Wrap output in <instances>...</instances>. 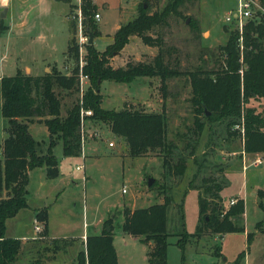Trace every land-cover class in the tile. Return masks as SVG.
<instances>
[{
    "label": "rangeland",
    "instance_id": "374dc122",
    "mask_svg": "<svg viewBox=\"0 0 264 264\" xmlns=\"http://www.w3.org/2000/svg\"><path fill=\"white\" fill-rule=\"evenodd\" d=\"M20 1V4L30 3L29 5L33 6L41 3L43 7L47 5L48 0ZM168 1L94 0L95 13H98L100 18L96 20L93 16L97 30L93 46L99 51L104 50L106 45L112 42V33L118 21L125 23L134 18L138 14L140 4L153 12L161 10ZM237 8L238 0H185L176 9L177 13L172 12L166 23L156 28V33L163 37L169 65L181 71L217 68L221 62L219 47L226 43L230 31L236 27L235 20L226 21L225 17ZM67 11L68 4L65 0H50L45 12H49L53 20L57 19V41L62 44L60 51L64 50V41L70 35L65 18ZM69 11L71 17L75 6ZM39 17L36 11L32 14L33 20ZM45 35L46 33L42 40L35 41V46L42 48L47 45ZM4 49L0 43V57L3 56ZM151 52L157 53V48L147 46L139 37L132 36L121 52L114 55L111 64L114 67H124L129 60H146ZM4 54H7V51ZM55 59L60 65L62 53ZM1 72L5 76L15 73L12 63L7 59H0ZM100 93L104 109L133 108L145 112H163L167 140L176 145L175 161L178 155H183L186 158V168L180 176L167 173L163 166V153L160 152L150 151L141 156H131L127 152L125 141L113 135L107 125L88 121L87 131L95 130L97 135L85 138L83 155L75 157H63L61 142H58L53 148V153L59 161L58 175L42 188V201L50 208L49 230L60 237L61 248L50 254L51 259L58 255L56 260L59 264L73 262L77 252L83 248L81 235L94 234L97 228L101 232L105 220L110 218L113 244L118 251L119 261L123 264H147V246L121 229L124 211L162 203L165 197L169 196V230L176 231L180 208L183 227L189 236L183 249L177 245V236H168V264H234L237 254L242 251H245L244 264H264V224L260 229L257 228V223L264 218V209L260 205L261 202L264 203V196L259 194L260 191L264 193V162L254 164L256 153H250L252 155L246 156L245 159L240 156L243 151V138L240 134L223 140L224 133H218L220 127H217L218 132H213L216 127L206 120H203L204 128L200 133L193 132L194 112L188 76L168 78L165 90L161 88L159 77L140 76L128 83L104 80L100 83ZM61 94L64 114L74 102L76 94ZM248 106L264 113V98L252 100ZM2 121L5 119L0 112V139L3 133ZM30 131L39 141V150L45 151L48 135L44 125H30ZM88 140L92 141L87 142ZM109 142H112L113 146H109ZM190 144L195 146L192 154L189 153ZM84 153L87 154L85 160ZM92 153L94 155H90ZM203 157L208 160L206 163L227 165L222 177L226 187L220 193L225 208L232 198L235 201L237 198L245 199L244 232L222 235L210 232L196 234L199 222V193L195 188H191L189 183L196 172V163L202 162ZM82 164L84 168L77 170L76 166ZM213 169L211 168V171ZM209 173L207 166L202 168L199 175L207 176ZM150 177L153 181L148 186ZM38 180V175L35 174L27 188L32 204L38 199ZM195 184L199 185L198 179ZM38 223L42 230L37 234L46 236L42 222ZM248 232L255 233L250 242L247 239ZM41 237L27 241L14 264H29L44 253H49L48 239ZM66 240L70 243L65 244Z\"/></svg>",
    "mask_w": 264,
    "mask_h": 264
},
{
    "label": "trees",
    "instance_id": "16d2710c",
    "mask_svg": "<svg viewBox=\"0 0 264 264\" xmlns=\"http://www.w3.org/2000/svg\"><path fill=\"white\" fill-rule=\"evenodd\" d=\"M184 1L169 0L161 10L153 12L140 4L138 14L116 29L112 42L104 50L99 51L93 43H87L82 72L89 77V87L83 93L78 77L77 21L70 17V11V37L61 69L55 66L49 72L37 76L17 69L13 75L0 78V112L5 119V137L0 144V264H14L22 251L20 239L5 236V222L28 206L29 171L44 167L46 177L55 178L58 175V159L53 148L58 142H61L64 157L81 154L83 108L92 110L90 120L107 125L113 135L125 141L129 155L141 156L150 151L163 153V166L167 173L177 176L183 174L186 158L180 154L175 161L176 145L167 140L163 112H145L133 108L104 109L100 93V83L104 80L128 83L140 76L159 77L161 88L165 90L168 78L187 75L192 91L193 132L200 133L204 128L203 120H206L216 127L211 128L213 132H218L217 127H220L218 133H224L223 140L240 134L243 138L242 152L264 154V113L248 106L252 100L264 98V16L258 15L245 22L243 49L238 43V29L230 31L226 43L219 47L221 62L217 68L181 71L169 65L163 37L156 33V28L165 24L172 12L177 13L176 9ZM95 10L94 0H82L84 31L91 32L93 38L97 34L93 20ZM132 36L139 37L147 46L156 47L157 53L149 54L146 60H129L124 67L112 66L111 59L121 52ZM242 66L243 75L238 71ZM65 67L67 70H63ZM61 93L76 94L74 102L64 114ZM33 122L43 123L47 128L49 135L45 151L39 150V141L29 132L28 126ZM190 146L189 153L192 154L195 146ZM207 161L203 157L202 162L196 163V172L189 183L199 193L196 234L244 232L245 199L237 198L225 208L220 192L226 187L222 177L227 165H213ZM207 166L210 173L200 176L202 168ZM211 168H214L213 171ZM196 179L199 180L198 186L195 184ZM259 194L264 196L263 191ZM169 204L170 197L166 196L162 203L124 211L121 229L147 246V264H168L169 235L177 236V245L181 249L188 241L189 233L183 227L179 206L176 231L169 230ZM260 205L264 209V203ZM35 220L41 221L46 231V207L36 211ZM263 224L264 218L257 223V228L260 229ZM254 235V232L247 233L249 242ZM59 243V238L52 239L50 252L39 255L29 264H41L43 260L50 259V254L61 248ZM66 243L70 241L66 240ZM244 258L245 251L238 253L234 264H244ZM70 264H123L119 262L113 244L110 218L105 220L99 234L86 236L84 247Z\"/></svg>",
    "mask_w": 264,
    "mask_h": 264
},
{
    "label": "crops",
    "instance_id": "0c3cea01",
    "mask_svg": "<svg viewBox=\"0 0 264 264\" xmlns=\"http://www.w3.org/2000/svg\"><path fill=\"white\" fill-rule=\"evenodd\" d=\"M20 2H21L20 0H16V1L0 0V43L2 49L6 48V50L4 49L3 56H1L0 59L3 58L10 61L12 63L15 72L17 69H20L23 72L34 76L47 73L50 71L51 68L55 66L57 68H59V66L61 67L64 66V60L66 57L64 53L67 50L68 38L70 37V35L67 37V40L64 41V50L60 51L59 49H62L61 48L62 44L61 43L58 44L57 41L58 29H57V23L55 22L57 19L53 20L52 15L49 12L45 13L48 10V5L50 3V0H48L47 5H44L43 7L41 3H37L38 6H33V5H29L30 3L24 5L23 3L20 4ZM65 2H67L68 4V11L65 14V18L67 21L66 24L69 27L68 12L69 9L72 7V5H75V2H73L72 0H65ZM35 11L38 12V15L40 16L39 18H36L37 20L32 19V14H35ZM121 24L123 23H120V21H118V23L116 24V28L112 33V37L116 29ZM38 31H44V32L39 33ZM44 33H46L44 39L48 40L47 45L42 48H38V46H35V41L42 40L44 37L43 36ZM6 51L7 54H4ZM61 53H62V63L58 65L55 58L59 57ZM149 54H154V52H151ZM2 76H5L3 72L0 73V78ZM1 101H0V105H1ZM2 123L4 128L5 125L4 121H2ZM34 124L44 125L43 123H38V122L30 123L28 129L32 136L33 134L30 131V125H34ZM44 127L46 128L45 125ZM3 128H2L3 133L0 139V144L2 143L5 137ZM46 132L47 135H49L47 128H46ZM91 141L92 140H88L87 142H91ZM84 146L85 143L83 145V148ZM83 148H82V153L84 152ZM61 152H62V147H61ZM242 154H243L242 156L245 159L246 156L249 157V155H252L253 153L247 154L242 152ZM90 155H94V154L92 153ZM86 157L87 154L84 153L83 159L85 160ZM258 158L259 159L262 158V162H264V154H258V153L255 154L254 160ZM83 168H84V164H83ZM35 174L38 175L39 180L37 181V184L38 187H40L39 193L37 194L36 197L38 199L35 200V202L32 204L30 197L27 195L28 206L26 208L19 210L15 216L8 218L5 222V236L8 238L20 239L22 241L21 250L24 249V246L25 244H27V241L37 240L41 237L33 229L36 211L44 207L47 208L48 214L50 211L48 204L42 201L43 196L41 195V192H42V188L46 184H49L48 182H52L55 178H47L44 167L34 168L30 170L28 173L29 177H28L27 188L31 182V179L34 178ZM19 230L21 232H19ZM45 232L47 235L46 236L43 235L44 237L41 238L48 239L47 241L48 246L52 244V239L60 238L58 235H54L49 230L48 220H47V229ZM99 233L100 232L98 231L97 228V232L91 235H96ZM86 236L87 234L85 235V233L81 235L83 247ZM116 252L118 253L117 250ZM57 256L52 259L50 258L47 260H43L41 264H59L56 260ZM117 257L119 260L118 254Z\"/></svg>",
    "mask_w": 264,
    "mask_h": 264
},
{
    "label": "built area",
    "instance_id": "2783aa9c",
    "mask_svg": "<svg viewBox=\"0 0 264 264\" xmlns=\"http://www.w3.org/2000/svg\"><path fill=\"white\" fill-rule=\"evenodd\" d=\"M81 4L82 0H76L75 2V12L71 15L73 19L77 21V33H76V42L78 45V68H79V87L81 93H83L89 87V77L82 72L83 65L85 64L84 55L86 53V44L88 43V33L85 32L83 23H82V12H81ZM262 15L264 16V0H238V8L234 12H230L226 17V21L235 20L236 27L238 32H240V37H238V43H240V48L243 49V29L245 22L253 18L255 16ZM94 18L98 20L100 15L98 13L94 14ZM241 61L243 62V58L241 57ZM67 70V68L65 67ZM240 73L244 74V66L241 67ZM92 116V110L88 108L81 109V126H82V148L86 141L85 138L93 137L97 135V131L92 130L88 132L87 122L90 121L89 117ZM109 146H113L112 142L108 143ZM81 154L83 155L82 151ZM262 163V158H258L254 160V164L258 165ZM77 170L83 169L82 165L76 166ZM125 189H122L124 192ZM235 202L234 199H231L229 204H233ZM34 231L39 233L42 230V226L35 220L34 222Z\"/></svg>",
    "mask_w": 264,
    "mask_h": 264
},
{
    "label": "water",
    "instance_id": "95a60500",
    "mask_svg": "<svg viewBox=\"0 0 264 264\" xmlns=\"http://www.w3.org/2000/svg\"><path fill=\"white\" fill-rule=\"evenodd\" d=\"M144 7H145V5H144ZM187 21H188V19H187ZM88 36H89V38H88V44H91V43H93V35H92V33L91 32H89L88 33ZM208 114V113H207ZM152 181H153V178H149L148 179V182H147V184H148V186L152 183ZM109 228L107 227V230H108Z\"/></svg>",
    "mask_w": 264,
    "mask_h": 264
}]
</instances>
